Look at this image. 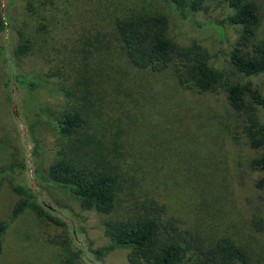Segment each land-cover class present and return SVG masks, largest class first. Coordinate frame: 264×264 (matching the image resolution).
<instances>
[{"label":"rangeland","instance_id":"rangeland-1","mask_svg":"<svg viewBox=\"0 0 264 264\" xmlns=\"http://www.w3.org/2000/svg\"><path fill=\"white\" fill-rule=\"evenodd\" d=\"M251 1L259 12L257 37L264 39V0ZM139 8L166 13L173 40L182 45L198 42L210 52V64L217 71L233 81L246 80L232 71L226 58L239 29L224 23L225 41L220 43L216 30L196 28L179 20L167 0H4L10 29L22 31L29 41L40 39V46L25 57L12 58L1 48L6 36L0 34V169L8 170L0 182V221L8 223L0 264H62L79 247L84 254L73 264H130L127 249L95 253L109 245L102 218L93 211L81 210L67 192L41 184L59 210L64 226L41 220L31 210L10 218L14 204L21 198L14 186L25 185L28 179V172L18 166L27 162L45 174L57 159L74 165L96 161L121 165L134 174L140 196L157 199L169 215L199 228L208 245L220 236L231 237L248 251L252 264H264V234L254 231L250 224L253 214L264 215L263 202L253 183L258 172L251 168V161L262 152L249 146L241 133L239 117L229 109L223 94L205 97L185 93L172 83L170 74L150 79L159 84L158 94L163 101L158 98L148 104L150 101L141 100L144 111L138 115L136 127H140L142 137H156V145L162 146L155 149L161 151V161L169 164L167 173H156L155 182L144 167L148 163L146 146L138 148L139 157L131 140L116 131L106 111L94 109L81 96L67 99L60 80L47 76L52 66L61 64L60 52L72 50L80 35L95 29L105 33L113 17ZM212 8L208 14H195L193 19L203 23L233 13L221 0L213 1ZM40 24L44 29L36 33ZM10 66L38 85L12 91L6 85ZM249 81L264 94L263 76ZM79 108L86 109L87 126L72 137L63 136L54 120L66 109ZM113 142L119 147L114 149Z\"/></svg>","mask_w":264,"mask_h":264},{"label":"trees","instance_id":"trees-1","mask_svg":"<svg viewBox=\"0 0 264 264\" xmlns=\"http://www.w3.org/2000/svg\"><path fill=\"white\" fill-rule=\"evenodd\" d=\"M12 1L7 0V3ZM167 1L179 20L196 28L216 30L220 43L225 41L224 23L239 29L226 58L232 71L246 79L244 82L233 81L217 71L210 64V52L198 42L182 45L173 40L168 15L145 8L113 17L105 33L95 29L80 35L72 50L60 52L61 64L52 66L47 76L60 80L67 99L81 96L94 109L106 111L116 131L131 140L139 157L141 147L146 146L148 163L143 165L155 182L156 173H167L169 164L161 161V151L155 149L162 146L156 145V137H142L140 127H136L138 115L144 111L141 100L152 104L159 98L160 86L150 79L170 74L172 83L185 93L205 97L223 94L229 109L238 115L241 133L249 146L262 152L251 161V168L258 172L254 190L260 194L264 205V115L259 114H264V94L249 81L252 77H264V39L257 37L260 22L257 6L251 0H221L232 15L200 23L193 19L194 15L208 14L215 0ZM3 8L4 0H0V34L6 36L1 47L3 52L6 50L12 58H19L38 51L40 39L29 41L22 31L11 30ZM40 29H44L42 24L35 32ZM6 78V85L12 91L38 85L36 80L18 75L13 66L8 68ZM150 90L156 93L147 94ZM161 100L160 97L158 101ZM84 110L66 109L53 123L63 136L72 137L87 126ZM147 115H151L149 111ZM154 115L159 114L155 111ZM168 122L175 126L173 121ZM112 146L119 147L114 142ZM18 167L28 172V179L25 185L14 186L21 198L12 208L11 219L31 210L41 220L64 226L59 210L44 192L41 184H45L67 192L77 200L81 210L93 211L102 218L103 234L109 245L96 251L98 255L123 248L128 250L130 264H252L248 251L231 237L220 236L208 245L199 228L169 215L166 206L157 199L140 196L134 174L121 165L105 161L74 165L66 159H57L45 174L27 162ZM9 170L12 173L15 168ZM7 172L0 169V182ZM250 224L254 231L264 234L262 212L253 214ZM7 226L6 221H0V258ZM83 254L79 247L62 264H73Z\"/></svg>","mask_w":264,"mask_h":264}]
</instances>
